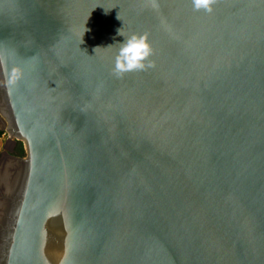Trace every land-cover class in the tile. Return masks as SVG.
Listing matches in <instances>:
<instances>
[{
    "label": "water",
    "instance_id": "water-1",
    "mask_svg": "<svg viewBox=\"0 0 264 264\" xmlns=\"http://www.w3.org/2000/svg\"><path fill=\"white\" fill-rule=\"evenodd\" d=\"M212 9L0 0V264H264V0Z\"/></svg>",
    "mask_w": 264,
    "mask_h": 264
},
{
    "label": "clouds",
    "instance_id": "clouds-1",
    "mask_svg": "<svg viewBox=\"0 0 264 264\" xmlns=\"http://www.w3.org/2000/svg\"><path fill=\"white\" fill-rule=\"evenodd\" d=\"M191 2L194 10L211 13L216 0H191ZM117 34L124 37L120 30ZM115 46L117 51L112 72L116 78H123L128 73L146 71L154 67L151 60L153 48L148 41L147 34L132 33L124 37L122 43H117Z\"/></svg>",
    "mask_w": 264,
    "mask_h": 264
},
{
    "label": "rangeland",
    "instance_id": "rangeland-1",
    "mask_svg": "<svg viewBox=\"0 0 264 264\" xmlns=\"http://www.w3.org/2000/svg\"><path fill=\"white\" fill-rule=\"evenodd\" d=\"M7 129V121L4 119V117L0 114V154L2 152H5L8 156L22 159L24 160L26 158V149L24 142L22 140H18L16 138H11L9 133L6 131ZM8 138H11V140L14 141V145L11 149V151H8L3 148L6 140Z\"/></svg>",
    "mask_w": 264,
    "mask_h": 264
},
{
    "label": "flooded vegetation",
    "instance_id": "flooded-vegetation-1",
    "mask_svg": "<svg viewBox=\"0 0 264 264\" xmlns=\"http://www.w3.org/2000/svg\"><path fill=\"white\" fill-rule=\"evenodd\" d=\"M4 111V106H3V100H2V96L0 94V114ZM3 115V114H1ZM4 119L6 120L5 116H3ZM7 121V120H6ZM8 124V123H7Z\"/></svg>",
    "mask_w": 264,
    "mask_h": 264
},
{
    "label": "crops",
    "instance_id": "crops-1",
    "mask_svg": "<svg viewBox=\"0 0 264 264\" xmlns=\"http://www.w3.org/2000/svg\"><path fill=\"white\" fill-rule=\"evenodd\" d=\"M1 140V139H0ZM1 146V145H0Z\"/></svg>",
    "mask_w": 264,
    "mask_h": 264
}]
</instances>
